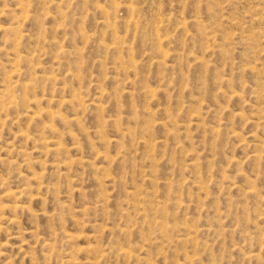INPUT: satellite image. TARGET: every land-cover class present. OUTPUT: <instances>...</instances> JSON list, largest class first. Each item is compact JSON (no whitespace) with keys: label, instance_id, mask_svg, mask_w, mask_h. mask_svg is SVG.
<instances>
[{"label":"rangeland","instance_id":"1","mask_svg":"<svg viewBox=\"0 0 264 264\" xmlns=\"http://www.w3.org/2000/svg\"><path fill=\"white\" fill-rule=\"evenodd\" d=\"M0 264H264V0H0Z\"/></svg>","mask_w":264,"mask_h":264}]
</instances>
